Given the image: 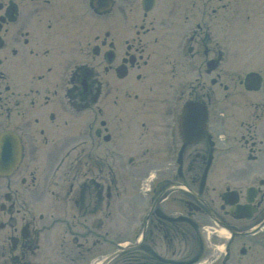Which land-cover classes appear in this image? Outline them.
<instances>
[{
  "label": "flooded vegetation",
  "instance_id": "obj_1",
  "mask_svg": "<svg viewBox=\"0 0 264 264\" xmlns=\"http://www.w3.org/2000/svg\"><path fill=\"white\" fill-rule=\"evenodd\" d=\"M143 116L144 241L117 264H264V0H0L2 160L19 163L0 177V256L41 264L44 225L46 264L118 246L113 163L138 155Z\"/></svg>",
  "mask_w": 264,
  "mask_h": 264
},
{
  "label": "rangeland",
  "instance_id": "obj_2",
  "mask_svg": "<svg viewBox=\"0 0 264 264\" xmlns=\"http://www.w3.org/2000/svg\"><path fill=\"white\" fill-rule=\"evenodd\" d=\"M244 56V51L242 49L238 50V57L242 58ZM124 103V108L129 110V107L126 105L125 102ZM138 108L139 107H143V105H137ZM123 108V109H124ZM133 109H135V107H133ZM145 122L146 121V117L143 116L140 117V120H136V118L133 119V124H131V132L129 134V137L132 136V143H134V145H136V151L138 155L134 156V160L132 159L131 162H127L122 163V161L124 162V159L119 158L117 155L115 156L113 153V149H112V139L110 140L109 143L105 144V146H107V151L105 152L108 156L109 153H111L113 156H115V161L113 163V165L116 163V166H118L117 169H119V172L122 173L124 176L127 175L125 172L126 171H130L132 172V177L130 180V185H128L127 187V192L124 195V198L121 197L120 201H121V205L120 207L116 210V212L118 213V224H117V234L120 236L121 239H128L131 237V233H136V228H140V224L143 220H141V213H142V206L140 205H136L133 208H131L135 203L134 199L129 200L130 198H132V194L130 192H132V187L131 184L133 183V185H138V187L140 186V183L144 181L145 177L147 176L148 172H149V167L151 166V164L149 163L147 156H141L140 154V150L142 151L143 149H145V146L147 145V141H148V136L146 135V131L143 129V127L145 125H143L142 127H140V123L141 122ZM146 123V122H145ZM123 133V132H122ZM141 133V135H139ZM125 136L127 137V133H124ZM111 147V148H108ZM135 151V152H136ZM93 152V151H91ZM121 152V151H119ZM143 154H145L143 152ZM118 159H117V158ZM120 159V160H119ZM110 160V159H108ZM110 163V162H108ZM131 163V164H130ZM122 167H128L126 170L122 169ZM120 180H121V184L118 181L117 182V187L118 188H123V184H122V175H120ZM123 196V194H122ZM136 197V196H135ZM140 200L142 198H139ZM139 203V200H138ZM138 208V209H136ZM120 210V212H119ZM132 215V216H131ZM140 230V229H139ZM114 236V234H113ZM182 245V243L180 244V246ZM183 246V245H182ZM184 248V247H183ZM188 248V246L186 245L185 249ZM42 264V263H41Z\"/></svg>",
  "mask_w": 264,
  "mask_h": 264
}]
</instances>
